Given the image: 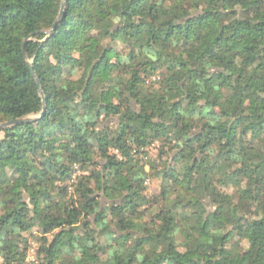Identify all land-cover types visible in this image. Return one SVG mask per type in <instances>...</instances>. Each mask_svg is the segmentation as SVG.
Returning a JSON list of instances; mask_svg holds the SVG:
<instances>
[{
	"label": "trees",
	"instance_id": "1",
	"mask_svg": "<svg viewBox=\"0 0 264 264\" xmlns=\"http://www.w3.org/2000/svg\"><path fill=\"white\" fill-rule=\"evenodd\" d=\"M64 1L0 0V264H264V0Z\"/></svg>",
	"mask_w": 264,
	"mask_h": 264
},
{
	"label": "rangeland",
	"instance_id": "2",
	"mask_svg": "<svg viewBox=\"0 0 264 264\" xmlns=\"http://www.w3.org/2000/svg\"><path fill=\"white\" fill-rule=\"evenodd\" d=\"M159 144L158 143H155L153 144L152 146H149L147 148V150L149 151V153L151 155H154L157 153L158 151V148H159ZM147 187H148V190H147V193L150 194V195H155L157 194L158 192V188H159V184L158 183H155V182H150V183H146ZM154 203L156 204V201H154ZM41 244H39L37 241H34L33 244H32V248L34 251H30V253H28L27 255V258L26 260H28L29 258H31L33 256V253L36 255L37 254V249L38 247H40ZM30 249V250H31ZM32 252V253H31Z\"/></svg>",
	"mask_w": 264,
	"mask_h": 264
},
{
	"label": "water",
	"instance_id": "3",
	"mask_svg": "<svg viewBox=\"0 0 264 264\" xmlns=\"http://www.w3.org/2000/svg\"><path fill=\"white\" fill-rule=\"evenodd\" d=\"M65 4H66V0H65L64 3H63L62 11H61V14H60L58 20L61 19L62 15H63V13H64ZM56 23H57V22H56ZM56 23H55V24H56ZM31 68H32V67H31ZM36 80H37L38 84L40 85V80H39V77H38V76H36ZM26 121H30V118H24V119L22 118V119H17V120H12V121H9V122L1 123V124H0V128L5 127V126H9V125H12V124L23 123V122H26Z\"/></svg>",
	"mask_w": 264,
	"mask_h": 264
},
{
	"label": "built area",
	"instance_id": "4",
	"mask_svg": "<svg viewBox=\"0 0 264 264\" xmlns=\"http://www.w3.org/2000/svg\"><path fill=\"white\" fill-rule=\"evenodd\" d=\"M31 251L33 252L34 250L31 249ZM38 263L39 262H38L37 256L33 253V256L31 258H29L28 260H26V262L24 264H38Z\"/></svg>",
	"mask_w": 264,
	"mask_h": 264
}]
</instances>
